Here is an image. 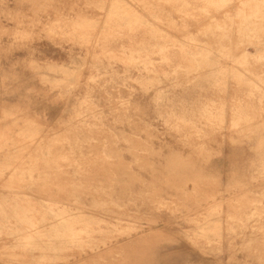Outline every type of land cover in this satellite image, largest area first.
<instances>
[{
  "label": "rangeland",
  "instance_id": "rangeland-1",
  "mask_svg": "<svg viewBox=\"0 0 264 264\" xmlns=\"http://www.w3.org/2000/svg\"><path fill=\"white\" fill-rule=\"evenodd\" d=\"M12 263L264 264V0H0Z\"/></svg>",
  "mask_w": 264,
  "mask_h": 264
},
{
  "label": "bare ground",
  "instance_id": "bare-ground-1",
  "mask_svg": "<svg viewBox=\"0 0 264 264\" xmlns=\"http://www.w3.org/2000/svg\"><path fill=\"white\" fill-rule=\"evenodd\" d=\"M120 4V3H119ZM167 4V3H166ZM219 4V3H218ZM82 5V4H81ZM129 5V4H128ZM222 5V4H221ZM16 6V5H15ZM88 8V7H87ZM13 9V8H12ZM127 9V8H126ZM132 9V8H131ZM72 14V13H71ZM93 14V13H92ZM96 18H98V17H96ZM104 19V18H103ZM144 19V18H143ZM78 22V21H77ZM104 22V21H103ZM130 23V22H129ZM65 30V29H64ZM85 30V29H84ZM95 31V30H94ZM100 32V31H99ZM98 36V35H97ZM60 37V36H59ZM54 38V37H53ZM94 39V38H93ZM75 40V39H74ZM76 41V40H75ZM79 41V40H78ZM86 41V40H85ZM82 45V44H81ZM91 47V46H90ZM191 53V52H190ZM217 58V57H216ZM32 69V68H31ZM29 70V69H28ZM23 72V71H22ZM217 73V72H216ZM222 74H223V72H222ZM35 78V77H34ZM69 83V82H68ZM42 88V87H41ZM49 90V89H48ZM24 106V105H23ZM19 119V118H18ZM13 123V122H12ZM36 142V141H35ZM9 144V143H8ZM19 145V144H18ZM8 146V145H7ZM13 146V145H12ZM4 147V146H3ZM29 147V146H28ZM15 148V147H14ZM4 150V149H3ZM28 150V149H27ZM7 155V154H6ZM77 212V211H76ZM83 212V211H82ZM89 213V212H88ZM87 213V214H88ZM60 215V214H59ZM84 215V214H83ZM76 217V216H75ZM42 218V217H41ZM86 218V217H85ZM88 218V217H87ZM82 219V218H81ZM42 220V219H41ZM89 220V219H88ZM40 223V222H39ZM51 223V222H50ZM61 223V222H60ZM53 225V224H52ZM52 227V226H51ZM67 228V227H66ZM52 229H54V227L52 228ZM61 229V228H60ZM70 231H71V229H70ZM36 232V231H35ZM67 232V231H66ZM45 234V233H44ZM50 234V233H49ZM41 235V234H40ZM63 235V234H62ZM54 236V235H53ZM30 237V236H29ZM48 237V236H47ZM55 237H56V235H55ZM54 237V238H55ZM50 238V237H49ZM75 239V238H74ZM63 240V239H62ZM51 241V240H50ZM57 241V240H56ZM69 241V240H68ZM67 241V242H68ZM47 242H48V240H47ZM31 244V243H30ZM38 244V243H37ZM67 244V243H66ZM35 245V244H34ZM6 246V245H5ZM42 246V245H41ZM32 247H33V245H32ZM49 247H50V245H49ZM69 247V246H68ZM35 248V247H34ZM37 248V247H36ZM43 248V247H42ZM8 249V248H7ZM40 249V248H39ZM37 250V249H36ZM45 250V249H44ZM43 250V251H44ZM62 250V249H61ZM42 251V252H43ZM56 252V251H55ZM58 252V251H57ZM164 254V253H163ZM169 254V253H168ZM42 255H44V254H42ZM7 257V256H6ZM5 257V258H6ZM37 257H38V255H37ZM34 259V258H33ZM10 262V261H9ZM164 262V261H163ZM13 264V263H12Z\"/></svg>",
  "mask_w": 264,
  "mask_h": 264
}]
</instances>
